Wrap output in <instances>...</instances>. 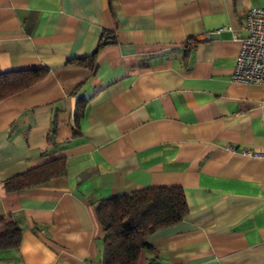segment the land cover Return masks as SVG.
Segmentation results:
<instances>
[{
	"label": "crops",
	"instance_id": "crops-1",
	"mask_svg": "<svg viewBox=\"0 0 264 264\" xmlns=\"http://www.w3.org/2000/svg\"><path fill=\"white\" fill-rule=\"evenodd\" d=\"M252 7L264 0H0V73L47 69L0 100V216L24 224L0 264H101L95 205L157 186L182 188L188 214L137 264H264V85L230 78ZM100 44L92 70L68 64ZM55 159L64 175L5 191Z\"/></svg>",
	"mask_w": 264,
	"mask_h": 264
},
{
	"label": "trees",
	"instance_id": "trees-1",
	"mask_svg": "<svg viewBox=\"0 0 264 264\" xmlns=\"http://www.w3.org/2000/svg\"><path fill=\"white\" fill-rule=\"evenodd\" d=\"M195 44L193 40L187 48ZM100 46L87 56L69 60L68 64L92 70ZM46 73V68L0 73V100L41 80ZM80 108L76 123L82 114ZM65 170V161L55 159L6 179L4 189L20 192L62 176ZM95 212L103 232L101 264H137L141 251L151 248L148 238L157 230L182 221L188 214V206L182 188L157 186L101 200L95 205ZM23 230L21 215L0 216V252L16 250Z\"/></svg>",
	"mask_w": 264,
	"mask_h": 264
},
{
	"label": "built area",
	"instance_id": "built-area-1",
	"mask_svg": "<svg viewBox=\"0 0 264 264\" xmlns=\"http://www.w3.org/2000/svg\"><path fill=\"white\" fill-rule=\"evenodd\" d=\"M220 30L215 31L216 34ZM244 36L230 78L234 82L264 85V8L252 7L244 17ZM264 157V151L256 152Z\"/></svg>",
	"mask_w": 264,
	"mask_h": 264
},
{
	"label": "water",
	"instance_id": "water-1",
	"mask_svg": "<svg viewBox=\"0 0 264 264\" xmlns=\"http://www.w3.org/2000/svg\"><path fill=\"white\" fill-rule=\"evenodd\" d=\"M109 39H112V36H110V38ZM105 42H107V39H105L104 41H103V43H105Z\"/></svg>",
	"mask_w": 264,
	"mask_h": 264
}]
</instances>
